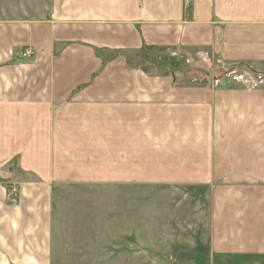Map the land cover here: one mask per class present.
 <instances>
[{"label": "crops", "instance_id": "obj_1", "mask_svg": "<svg viewBox=\"0 0 264 264\" xmlns=\"http://www.w3.org/2000/svg\"><path fill=\"white\" fill-rule=\"evenodd\" d=\"M68 1L0 19V264H50L55 191L83 186L188 205L207 235L169 264H264V0ZM181 49L261 79L147 73Z\"/></svg>", "mask_w": 264, "mask_h": 264}, {"label": "rangeland", "instance_id": "obj_2", "mask_svg": "<svg viewBox=\"0 0 264 264\" xmlns=\"http://www.w3.org/2000/svg\"><path fill=\"white\" fill-rule=\"evenodd\" d=\"M191 1L185 0L187 6ZM73 4L77 5L63 1V11ZM51 6L52 0H0V19L38 20L48 15ZM149 55L156 67L147 68V73H166L175 86L204 84L213 76L243 85L261 79L245 65L236 68L237 72L232 71L234 66L215 65L197 49L151 51ZM165 195L166 191L159 190L107 191L93 186L55 191L49 221L50 264H169L170 253L176 256L203 242L207 223L183 217L182 209L188 212V205L150 201Z\"/></svg>", "mask_w": 264, "mask_h": 264}, {"label": "built area", "instance_id": "obj_3", "mask_svg": "<svg viewBox=\"0 0 264 264\" xmlns=\"http://www.w3.org/2000/svg\"><path fill=\"white\" fill-rule=\"evenodd\" d=\"M31 53H29L28 51H22V53H21V56L22 57H27V56H29ZM10 202L11 203H14L15 202V195H14V197H12V198H10Z\"/></svg>", "mask_w": 264, "mask_h": 264}]
</instances>
